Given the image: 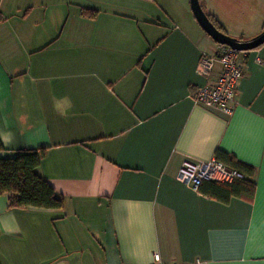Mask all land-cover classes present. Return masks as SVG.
I'll list each match as a JSON object with an SVG mask.
<instances>
[{"label":"crops","instance_id":"obj_1","mask_svg":"<svg viewBox=\"0 0 264 264\" xmlns=\"http://www.w3.org/2000/svg\"><path fill=\"white\" fill-rule=\"evenodd\" d=\"M236 3V20L203 8L256 35L264 0L218 6ZM221 47L188 0H0V157L42 150L35 172L62 198L0 194V264H264V41L238 50L230 114L190 97L214 82L218 62L205 75L199 60ZM217 151L252 166V199L176 179Z\"/></svg>","mask_w":264,"mask_h":264},{"label":"trees","instance_id":"obj_2","mask_svg":"<svg viewBox=\"0 0 264 264\" xmlns=\"http://www.w3.org/2000/svg\"><path fill=\"white\" fill-rule=\"evenodd\" d=\"M83 13L89 17L93 16V10L84 8ZM215 27L224 31L219 22L206 12ZM2 148L0 143V149ZM216 156L227 166L234 167L244 172L246 177L236 179L229 183L204 180L199 185V190L215 196L221 200H227L229 196H238L252 199L254 194V183L252 166L245 164L233 156L217 151ZM42 150H21L13 156L0 157V194H9L10 206H33L38 208H60L62 206L61 196L54 190L51 184L35 172L39 165Z\"/></svg>","mask_w":264,"mask_h":264},{"label":"built area","instance_id":"obj_3","mask_svg":"<svg viewBox=\"0 0 264 264\" xmlns=\"http://www.w3.org/2000/svg\"><path fill=\"white\" fill-rule=\"evenodd\" d=\"M221 46L218 52L203 55L199 60V71L205 75L210 72L213 63L218 62L219 69L214 82L198 86L191 92L190 97L194 102L214 106L219 111L230 114L242 76V67L238 59V50L227 45ZM175 177L193 190H198L204 180L229 183L245 178L246 175L239 169L229 167L212 157L207 160H183ZM154 259H157L156 254Z\"/></svg>","mask_w":264,"mask_h":264},{"label":"water","instance_id":"obj_4","mask_svg":"<svg viewBox=\"0 0 264 264\" xmlns=\"http://www.w3.org/2000/svg\"><path fill=\"white\" fill-rule=\"evenodd\" d=\"M189 8L196 22L203 31L210 36L216 43L227 45L236 50L250 49L258 46L264 41V27L256 35L250 38H238L231 36L215 27L206 12L203 10L199 0H188Z\"/></svg>","mask_w":264,"mask_h":264},{"label":"rangeland","instance_id":"obj_5","mask_svg":"<svg viewBox=\"0 0 264 264\" xmlns=\"http://www.w3.org/2000/svg\"><path fill=\"white\" fill-rule=\"evenodd\" d=\"M199 1H200V4H201L202 8L205 7V3H207V5L212 10L216 11L218 17H221V16L225 15L229 19L232 18L231 20H236L238 15L242 16V13L245 12V6L244 5L242 6L241 3L240 4L236 3V6L234 4H232V7L234 8V10H236V11H232L230 8L225 9L224 7L222 8L221 5L218 6L220 0H199ZM203 10H204V8H203ZM208 13L212 14L211 12H208ZM192 16H193V14H192ZM233 17H235V19ZM213 157L218 159L216 156H213ZM218 160H220V159H218ZM224 183H228V182H224Z\"/></svg>","mask_w":264,"mask_h":264}]
</instances>
